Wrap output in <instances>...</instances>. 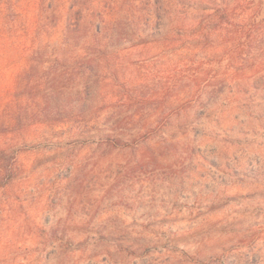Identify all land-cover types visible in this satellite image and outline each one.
Listing matches in <instances>:
<instances>
[{"label": "rangeland", "instance_id": "374dc122", "mask_svg": "<svg viewBox=\"0 0 264 264\" xmlns=\"http://www.w3.org/2000/svg\"><path fill=\"white\" fill-rule=\"evenodd\" d=\"M73 1L0 0V125L34 94L83 112L0 130V264H264V0H96L142 43L84 77L61 56L84 49L61 45Z\"/></svg>", "mask_w": 264, "mask_h": 264}, {"label": "trees", "instance_id": "16d2710c", "mask_svg": "<svg viewBox=\"0 0 264 264\" xmlns=\"http://www.w3.org/2000/svg\"><path fill=\"white\" fill-rule=\"evenodd\" d=\"M87 2L89 3L88 5ZM181 5H186L184 2L179 1ZM115 6H111V9H114ZM108 7H98V3L96 0H74L70 6L68 7L67 15H66V23L64 27V32L61 37V45L70 47L73 49H83V53L77 54L72 50L70 52H62L61 56L64 57L66 55H72L76 57V62L73 67H70L72 73H76V75H80V77H84L87 74H91L93 72L99 73L100 67H93L89 58H85L86 56L93 55L94 53H101L107 47H111V45H116L121 42H136V45L141 44V32H130L119 27L122 23V19L118 18L113 11L109 10ZM200 19H209V16H198ZM213 18V17H212ZM215 18V16H214ZM213 18V19H214ZM193 20L196 19L193 15H186L181 13L178 17L180 22L184 20ZM212 19V20H213ZM215 21L219 24H232L230 17L228 14H219L215 18ZM205 25V24H204ZM177 37L176 41L180 42L181 39L185 38L186 35L183 32L177 31L175 33ZM163 41L165 43H169L171 39L168 35L163 37ZM141 42V43H137ZM102 48L101 51L98 48ZM93 62V61H92ZM181 67L179 71L185 72L189 71L190 64L188 63H180ZM181 79L178 81V84H182L181 81L184 80V84L192 83L194 85V78H190V76L180 75ZM18 83V80H15V84ZM186 99L184 102H188L190 98L189 93H185ZM51 100V93H49L46 97L31 95L26 97V99H22L19 101H9L6 104V111L1 117H7V120L0 125L3 131L11 132L13 129L14 121L17 120V117H14L15 112L20 113L21 111H26L29 108L39 111V114L43 112L44 115L40 117H44L46 114H51L52 117L47 118L46 121L49 124H68L72 122L74 119L78 118L79 115L83 112H74L70 110L69 112L60 110V108L55 107L53 110L48 108V101ZM93 112L87 111L85 114H92ZM64 114L65 116H62ZM21 120V117H20ZM31 124V123H30ZM28 124V125H30ZM111 141V136L109 138ZM113 143H120L118 140H113Z\"/></svg>", "mask_w": 264, "mask_h": 264}]
</instances>
